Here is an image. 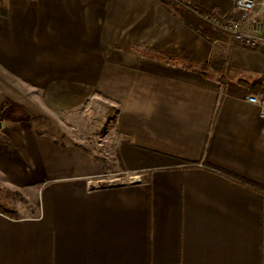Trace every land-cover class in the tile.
I'll list each match as a JSON object with an SVG mask.
<instances>
[{"label":"crops","instance_id":"1","mask_svg":"<svg viewBox=\"0 0 264 264\" xmlns=\"http://www.w3.org/2000/svg\"><path fill=\"white\" fill-rule=\"evenodd\" d=\"M4 6L0 63L46 109L57 117L92 91L117 107V140L181 163L102 183L108 160L65 139L69 128L46 112L18 120L15 141L0 139V194L30 190L36 210H0V264H264V192L213 169L264 187V113L244 99L264 81V45L232 43L219 71L208 61L229 40L209 42L174 5Z\"/></svg>","mask_w":264,"mask_h":264},{"label":"rangeland","instance_id":"2","mask_svg":"<svg viewBox=\"0 0 264 264\" xmlns=\"http://www.w3.org/2000/svg\"><path fill=\"white\" fill-rule=\"evenodd\" d=\"M216 44L215 53L227 52L232 45L230 42ZM5 64V61L0 63V84H2L0 119L3 123V127L0 129V139L3 142L15 141L18 120L23 119L34 123L40 112H46L48 118L53 119L62 128H69V131H66L68 137L66 136L65 139L76 140L108 160L110 173L104 176L102 183L117 184L133 180L134 171H120L118 167L112 165L115 160L110 145L118 139L117 136H114L115 129L113 127L115 105L91 91L87 96L86 93L78 104L65 106L67 109L58 111L61 113L56 117V112L46 109L45 105L41 103L39 89H32L21 77L7 72ZM88 121L90 126L86 127ZM26 192L32 191L23 189L21 192H15L19 196H11L12 192L4 193V196L0 194V203L18 207L16 210L20 215L32 214L36 210V196H24Z\"/></svg>","mask_w":264,"mask_h":264},{"label":"trees","instance_id":"3","mask_svg":"<svg viewBox=\"0 0 264 264\" xmlns=\"http://www.w3.org/2000/svg\"><path fill=\"white\" fill-rule=\"evenodd\" d=\"M163 5H174V11L181 17L187 26L192 28L200 36L212 42L214 40L227 41L228 36L225 32L211 28L208 24L203 22L197 17L192 10L199 13H211L219 16H225L233 8L235 0H156ZM6 7L4 6V0L0 1V14L4 15ZM234 44V43H233ZM236 45V44H235ZM238 46V45H237ZM225 57L223 54H213L208 65L215 67L219 71L223 68V62ZM221 66V67H220ZM246 83V82H245ZM248 88L257 96H264V81L262 79L253 83H247ZM117 109V107L115 108ZM90 126V122H86V127ZM113 158L115 163L112 164L119 168L120 171H139L151 166L168 165L170 162L181 163L178 159H172L171 157L155 152L150 149L136 146L129 142L126 138H120L114 142L113 146ZM172 163V164H173ZM191 165V163H189ZM213 168V166L209 165ZM227 176H231L233 179H238L244 184H248L257 190L264 192V187L255 183L249 182L237 176L231 175L226 171L219 168H213ZM0 210L11 215L17 214L15 207L8 206L7 204L0 203Z\"/></svg>","mask_w":264,"mask_h":264},{"label":"built area","instance_id":"4","mask_svg":"<svg viewBox=\"0 0 264 264\" xmlns=\"http://www.w3.org/2000/svg\"><path fill=\"white\" fill-rule=\"evenodd\" d=\"M192 11L212 28L225 32L231 43L245 49L264 45V0H235L225 16ZM244 99L258 105L264 113V96L247 94Z\"/></svg>","mask_w":264,"mask_h":264},{"label":"water","instance_id":"5","mask_svg":"<svg viewBox=\"0 0 264 264\" xmlns=\"http://www.w3.org/2000/svg\"><path fill=\"white\" fill-rule=\"evenodd\" d=\"M2 122L0 121V128H1Z\"/></svg>","mask_w":264,"mask_h":264}]
</instances>
